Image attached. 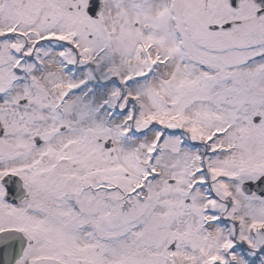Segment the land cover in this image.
<instances>
[{"label":"snow or ice","instance_id":"snow-or-ice-1","mask_svg":"<svg viewBox=\"0 0 264 264\" xmlns=\"http://www.w3.org/2000/svg\"><path fill=\"white\" fill-rule=\"evenodd\" d=\"M0 264H264V0H0Z\"/></svg>","mask_w":264,"mask_h":264}]
</instances>
